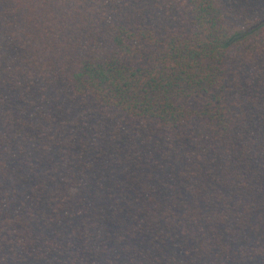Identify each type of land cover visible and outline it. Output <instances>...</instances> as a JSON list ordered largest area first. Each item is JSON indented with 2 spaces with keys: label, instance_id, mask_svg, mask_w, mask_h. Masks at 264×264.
<instances>
[{
  "label": "trees",
  "instance_id": "16d2710c",
  "mask_svg": "<svg viewBox=\"0 0 264 264\" xmlns=\"http://www.w3.org/2000/svg\"><path fill=\"white\" fill-rule=\"evenodd\" d=\"M0 264H264V0H0Z\"/></svg>",
  "mask_w": 264,
  "mask_h": 264
}]
</instances>
